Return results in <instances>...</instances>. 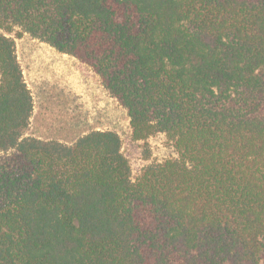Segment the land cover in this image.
Listing matches in <instances>:
<instances>
[{"label": "trees", "instance_id": "16d2710c", "mask_svg": "<svg viewBox=\"0 0 264 264\" xmlns=\"http://www.w3.org/2000/svg\"><path fill=\"white\" fill-rule=\"evenodd\" d=\"M20 28L86 64L132 138L25 137ZM0 264H264V0H0Z\"/></svg>", "mask_w": 264, "mask_h": 264}, {"label": "rangeland", "instance_id": "374dc122", "mask_svg": "<svg viewBox=\"0 0 264 264\" xmlns=\"http://www.w3.org/2000/svg\"><path fill=\"white\" fill-rule=\"evenodd\" d=\"M3 33L15 41L17 60L33 99L25 137L71 145L89 132L113 131L121 140L133 182L147 166L177 157L163 133L143 141L132 138L126 110L86 64L33 39L18 27Z\"/></svg>", "mask_w": 264, "mask_h": 264}]
</instances>
